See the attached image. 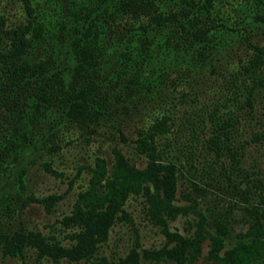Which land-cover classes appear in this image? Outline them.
<instances>
[{"label": "trees", "instance_id": "obj_1", "mask_svg": "<svg viewBox=\"0 0 264 264\" xmlns=\"http://www.w3.org/2000/svg\"><path fill=\"white\" fill-rule=\"evenodd\" d=\"M19 2L21 19L4 27L0 17V255L193 264L208 239L219 264H264V180L242 164L264 157V0ZM70 134L130 141L145 163L112 145L110 162L95 154L81 165L88 176L60 218L62 242L22 225L20 213L57 201L35 195L28 172L36 160L50 169ZM193 160H217L229 179L219 160H230L247 182L232 184L243 229L232 235L226 211L209 207L191 232L169 229L189 211L173 200L180 166L195 169ZM135 194L153 206L162 244L131 246L116 261L96 256Z\"/></svg>", "mask_w": 264, "mask_h": 264}, {"label": "rangeland", "instance_id": "obj_2", "mask_svg": "<svg viewBox=\"0 0 264 264\" xmlns=\"http://www.w3.org/2000/svg\"><path fill=\"white\" fill-rule=\"evenodd\" d=\"M0 17L3 26L7 27L22 18V8L19 0H0ZM2 24V23H1ZM264 42V41H263ZM131 132V130H128ZM72 137L62 144L61 151L53 157V160H46L50 169L41 167L36 160L29 167L28 179L31 183L32 191L37 196L47 194L59 196L48 209L39 202H32L20 213V223L28 228L38 229L47 237L66 242L64 234L68 230L61 222L60 218L68 213L79 190L85 187L87 172L81 169V165L91 164L95 154L104 156L108 162L112 160L110 148L117 145L122 150L133 157L138 165H143V156L137 157L132 152L130 141L120 139H110L102 134H91L87 137L70 134ZM132 136V135H131ZM263 147L262 143L250 145L249 151H259ZM260 160H244L242 164L248 169L252 168L254 174L264 180V157ZM229 162L227 170H231L230 179L220 170L217 160H193L194 168L185 169L180 166L178 174V185L176 189L175 204L188 206L186 214H177L173 219L168 220V227L171 230H178L182 234L191 232L198 220L197 210L206 213L205 208H220L225 210L226 216L232 224L231 234L243 229L244 210L240 195L235 194L232 184L243 188L247 182L236 175V169L230 160H219ZM211 165V166H208ZM225 170V169H224ZM226 170V172H227ZM193 181V183H191ZM194 199V200H193ZM149 202L142 195L135 194L127 198L123 205L125 216H120L112 223L108 230L107 238L101 242L97 248L96 256H104L110 260H117L125 254L131 247L137 249L141 247H159L164 234L161 225L156 217L154 208L150 209ZM163 217L164 212L159 211ZM166 218V217H165ZM17 222H15V225ZM209 240H205L199 256L193 264H219L211 257L209 251ZM0 264H77L59 260L53 262L46 258H36L32 250H28L25 256L20 259L0 255Z\"/></svg>", "mask_w": 264, "mask_h": 264}]
</instances>
